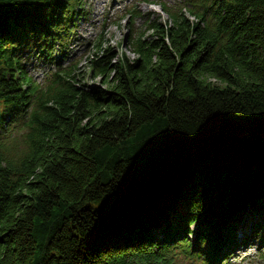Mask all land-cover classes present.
I'll list each match as a JSON object with an SVG mask.
<instances>
[{
    "label": "trees",
    "instance_id": "16d2710c",
    "mask_svg": "<svg viewBox=\"0 0 264 264\" xmlns=\"http://www.w3.org/2000/svg\"><path fill=\"white\" fill-rule=\"evenodd\" d=\"M78 1L0 0V264H174L179 247L230 264L238 229L264 231V0L158 1L168 19L132 59L93 42L98 84L59 60L39 83L23 56L64 49Z\"/></svg>",
    "mask_w": 264,
    "mask_h": 264
},
{
    "label": "rangeland",
    "instance_id": "374dc122",
    "mask_svg": "<svg viewBox=\"0 0 264 264\" xmlns=\"http://www.w3.org/2000/svg\"><path fill=\"white\" fill-rule=\"evenodd\" d=\"M153 3H148V2ZM173 4L176 0H80L76 5L79 15L75 19L74 27L68 39L62 44L64 49L58 47L52 51L53 59L39 58L29 52L24 54L23 62L27 73L39 83L46 82L47 77L56 70L58 66H77L81 71V79L90 84H98V79L90 77V69L87 66L89 57H94L93 42L101 37L110 45L111 49L118 55L124 54L128 59L134 57L131 40L140 34L146 40L150 39L151 33L148 22L165 23L167 15L161 10L157 2ZM135 8L140 16L133 18L128 10ZM61 45V46H62ZM62 51L66 57H61ZM56 60H59L58 66ZM256 213L246 214V223L251 222ZM253 218V219H249ZM196 224L190 225L195 230ZM190 243L195 237L193 233H186ZM236 244L233 253L228 256L230 264H264V231L253 234L246 231L241 233L238 229ZM169 256L174 264H205V258H197L185 251V248H174ZM223 261V260H222Z\"/></svg>",
    "mask_w": 264,
    "mask_h": 264
}]
</instances>
